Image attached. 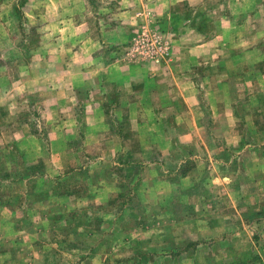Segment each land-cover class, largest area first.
I'll list each match as a JSON object with an SVG mask.
<instances>
[{
    "label": "rangeland",
    "instance_id": "374dc122",
    "mask_svg": "<svg viewBox=\"0 0 264 264\" xmlns=\"http://www.w3.org/2000/svg\"><path fill=\"white\" fill-rule=\"evenodd\" d=\"M263 142L264 0H0V264H141L152 241L159 250L177 231L161 199L147 209L144 185L125 203L105 194L129 167L91 194L111 167L98 156L120 151L249 172L261 211L239 237L264 264Z\"/></svg>",
    "mask_w": 264,
    "mask_h": 264
},
{
    "label": "crops",
    "instance_id": "0c3cea01",
    "mask_svg": "<svg viewBox=\"0 0 264 264\" xmlns=\"http://www.w3.org/2000/svg\"><path fill=\"white\" fill-rule=\"evenodd\" d=\"M124 78L133 84V79L127 75ZM137 84L136 82L135 87ZM149 84L153 85L154 83ZM150 96L152 97L154 94L150 93ZM184 99L187 101L191 99V94H184ZM102 103L103 101H99V107L104 108ZM115 124L110 125L115 128L114 131L120 137L121 146H125V141H122L126 137L124 127L121 124ZM84 126L86 129V125ZM180 144L182 143L180 142ZM184 144L186 143H183V146H185ZM196 144L195 142L188 145L193 147ZM241 144H246V141ZM248 146L249 144L246 145V147ZM127 153L120 151L117 155L113 154L112 159L109 160L98 156L97 162L100 165L104 167V164H110L111 167L108 165L110 172L97 175V182L94 185L96 191L91 194L96 196V193H105L107 185L110 184L108 180L111 179V173L115 174V170L129 167L126 176H123L122 172H116L119 189L107 191L105 194L113 196V193H116L114 196L119 197L120 200L124 199L125 203V200H131L132 191H138V188L144 185L145 196L152 197L151 204L146 205L147 209H152L156 204L155 199H161L157 203L160 204L162 222L167 221V224L172 225L177 231H175V235L171 231H168L167 234L162 232L161 241L157 243V245H161L159 250L153 249L155 243L152 241V245L147 247L149 250L141 252L137 256L141 264H251L249 259H259L257 253L250 251L248 238L239 237L240 230L250 226L246 223L249 216L261 211L260 205H249L252 194L249 172H227L226 175L211 172L202 174L197 171L183 170L180 162L184 160L180 156L176 157L177 165L170 168L164 158L150 156L148 159L138 160L130 152ZM238 159L243 160V157L239 156ZM86 172L90 173L91 171L87 168ZM223 179L228 181L224 182ZM261 179H264V175ZM86 187L90 188L89 185ZM127 187L129 191L124 190ZM76 189L80 190L81 188ZM256 190L261 195L260 188ZM117 203L116 200L115 205H118ZM105 205L101 207L87 206L80 210L82 212L95 211L105 208ZM256 205L257 207H255ZM251 209L254 210L253 213H250ZM219 210L226 211L229 217L222 216L226 219H218ZM177 213H181L183 218L177 216ZM169 214L172 217L171 221L168 219ZM153 225L154 223L150 222L146 224V227H153ZM164 228L166 227L163 226L162 229Z\"/></svg>",
    "mask_w": 264,
    "mask_h": 264
},
{
    "label": "built area",
    "instance_id": "2783aa9c",
    "mask_svg": "<svg viewBox=\"0 0 264 264\" xmlns=\"http://www.w3.org/2000/svg\"><path fill=\"white\" fill-rule=\"evenodd\" d=\"M143 42H144V38L141 39V41H138V48L140 47H143L145 49H148V50H151L154 54L156 53V48L158 47V41H154V43H152L151 47H146V46H143ZM160 48H164V46H161ZM135 52H137V49H132V51L129 53L130 56L133 57H136V54ZM136 59V58H135Z\"/></svg>",
    "mask_w": 264,
    "mask_h": 264
}]
</instances>
